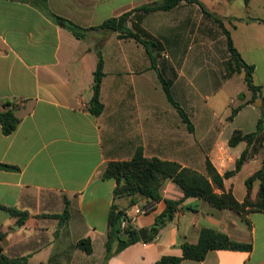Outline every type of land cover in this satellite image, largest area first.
Returning a JSON list of instances; mask_svg holds the SVG:
<instances>
[{"label": "crops", "instance_id": "crops-1", "mask_svg": "<svg viewBox=\"0 0 264 264\" xmlns=\"http://www.w3.org/2000/svg\"><path fill=\"white\" fill-rule=\"evenodd\" d=\"M160 1L0 0V107L16 102L20 118L9 135L0 125V163L17 168H0V229L5 234L0 246L8 257L25 258L29 264H158L163 256H182L184 243L200 245L204 231H213L251 248L211 249L203 260L180 264H264V212L251 211L243 218L217 209L203 199L186 198L171 179L164 182L160 200L139 196L131 203V197L116 196V180L105 177L110 162L131 161L140 149L146 159L175 162L204 176L209 160L224 175L249 148L253 157L224 180L225 190L243 202L246 179L263 165L264 136L235 147L229 139L235 130L255 132L264 112V0L183 1L174 9L148 13L142 27L166 52V59H159L160 51L153 49L154 61L134 39L101 29L78 39L52 17L93 28ZM215 17L230 31L243 60L255 67L254 82L262 87V97L231 121L230 107L232 112L252 95L247 87L236 91L222 110L213 101L236 76L244 80V73L228 76L222 65L229 58H221L218 47L230 55ZM100 59L104 111L95 116L88 107ZM202 70L193 89L194 74ZM160 75L172 81L171 94L194 130L168 100ZM194 92L205 106H198ZM195 111L199 123L193 121ZM258 189L256 182L253 197ZM167 200L181 203L174 218L149 240ZM114 206L127 216L122 227L132 226L139 237L146 230L148 237L106 259ZM136 208L148 211L136 216ZM82 239L91 241L90 254L77 247ZM117 246L115 242L113 249Z\"/></svg>", "mask_w": 264, "mask_h": 264}, {"label": "trees", "instance_id": "trees-1", "mask_svg": "<svg viewBox=\"0 0 264 264\" xmlns=\"http://www.w3.org/2000/svg\"><path fill=\"white\" fill-rule=\"evenodd\" d=\"M183 1L198 2V0H161L153 4L139 7L133 11L127 12L118 18H111L106 20L103 24L93 28H84L75 24L74 22L52 14L55 21L62 27L68 29L78 39H83L86 33L90 30H106L117 32L120 39H134L136 42L145 46L150 54L152 61H154L153 49L155 51H162V44L150 35L143 27L142 23L145 16L154 11H168L178 7ZM249 1V0H246ZM209 15H211L209 13ZM215 20L220 24L224 31L227 40V49L230 55L229 61L226 64L227 75L234 73H244V82L252 97L250 100L239 104L232 109L228 120L231 121L237 113L247 104L253 103L259 97H262V87L256 85L254 82L255 67L246 63L241 57L240 53L234 46L231 33L225 28L221 19L215 17ZM130 25V26H129ZM104 73V63L100 59L97 69L94 73L93 97L90 100L88 110L91 114L99 116L104 111V104L101 102L100 90ZM164 90L168 100L181 113L188 128L194 130V125L189 119L187 113L181 108L180 104L173 98L171 94L172 81L160 75ZM240 100L245 99V94L239 95ZM264 100V99H263ZM17 108L16 102L8 101L0 107V125L4 134L9 135L14 132L20 122L15 111ZM261 136H264V112H262L257 124L255 132L244 134L242 131L235 130L230 139L229 146L235 147L241 142H247L249 145L257 141ZM253 157V152L248 148L243 151L236 162L235 168L227 171L224 175H220L213 164L208 160L206 164L208 176H204L197 171L183 168L180 164L175 162L162 161L160 159H146L143 157L140 149L136 156L131 161L110 162L105 171V177L114 178L117 182L115 190L116 196L131 197V203L135 202V197H143L158 201L161 198L160 190L166 180H173L177 183L185 193V197H196L207 201L211 206L217 209H230L241 214L244 218L251 211L264 212V161L262 167L252 176L246 179L247 196L243 202H239L232 191H226L224 180L237 174L243 165ZM0 168L7 170L17 169L14 166L1 164ZM259 183V189L256 197L251 195L254 184ZM222 190L221 194L216 190ZM181 201L167 200V208L165 212L158 217L154 227L152 228V235L149 240H152L160 230L174 218ZM12 214L27 216L26 213L21 214L16 210L10 209ZM68 216V207L66 206L63 215ZM127 221L125 211L114 206L108 217V238L106 242V259L140 241L138 233L132 226L122 227L121 223ZM127 232L132 237L123 240L120 235ZM5 234L0 229V242L4 239ZM118 242L116 249H113V244ZM77 247L87 254L92 252L91 241L89 239H82L78 241ZM231 247L236 250L250 249L251 246L230 242L226 235L215 233L213 231H204L200 245H192L184 243L182 256H163L158 264H180L185 259L203 260L211 249ZM0 264H29L25 258H10L4 254L0 246Z\"/></svg>", "mask_w": 264, "mask_h": 264}, {"label": "rangeland", "instance_id": "rangeland-1", "mask_svg": "<svg viewBox=\"0 0 264 264\" xmlns=\"http://www.w3.org/2000/svg\"><path fill=\"white\" fill-rule=\"evenodd\" d=\"M165 54H166V52H164V51H160V52H158L157 53V58H159V59H162V58H164V59H166V57H165ZM218 54H219V56L221 57V58H223L224 60L226 59V58H229V56L227 55V50L226 49H222L221 50V48L220 47H218ZM229 61V59H226V61H224V63L222 64V65H224V69L226 70V64H227V62ZM203 71V72H202ZM200 73H196V74H194V78H193V85H194V87H193V89H195V85H199V81H198V79L199 78H201L202 76H203V74H204V72L206 71V70H202ZM198 82V83H197ZM243 89H246V84H245V82H244V80L241 78V76H236L235 77V79H233V81H231V83L226 87V89H225V91H224V93L226 94V95H224V93L221 95V94H217L215 97H214V99H213V101H215V103L216 104H218L217 106H218V108L220 109V110H222L223 108H225V103H226V101H231V99L232 98H229V99H227V96H232L233 95V93H235L236 91H241V90H243ZM244 92H248L247 90L246 91H244ZM221 93V92H220ZM248 95H249V93H247ZM194 95H195V100L198 102V106H205V104L203 103V101L199 98V96L194 92ZM218 101H219V103H218ZM239 101H242V100H239ZM239 101L237 100L236 101V104L238 105V103H239ZM231 113V107H230V109H229V114ZM193 116V121H194V119H195V121L197 122V123H199L198 121V114L196 113V111L192 114ZM234 212V211H233ZM236 213V212H235ZM238 214V213H237ZM241 217H243L241 214H239ZM244 218V217H243Z\"/></svg>", "mask_w": 264, "mask_h": 264}, {"label": "water", "instance_id": "water-1", "mask_svg": "<svg viewBox=\"0 0 264 264\" xmlns=\"http://www.w3.org/2000/svg\"><path fill=\"white\" fill-rule=\"evenodd\" d=\"M259 103H260V102H259ZM256 105H258V104L256 103ZM144 233H147V231L145 230V231L140 232V237H141L142 240H146L147 237H148V236H147L146 234H144ZM120 237H121L123 240H126L127 238H131L132 235H129L127 232H123V233L120 235Z\"/></svg>", "mask_w": 264, "mask_h": 264}, {"label": "built area", "instance_id": "built-area-1", "mask_svg": "<svg viewBox=\"0 0 264 264\" xmlns=\"http://www.w3.org/2000/svg\"><path fill=\"white\" fill-rule=\"evenodd\" d=\"M148 211V209L147 208H136V210H135V214H136V216L137 215H141V214H143V213H145V212H147Z\"/></svg>", "mask_w": 264, "mask_h": 264}]
</instances>
